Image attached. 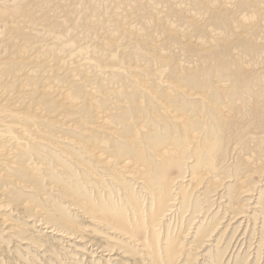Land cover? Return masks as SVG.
I'll return each instance as SVG.
<instances>
[{"label": "bare ground", "instance_id": "obj_1", "mask_svg": "<svg viewBox=\"0 0 264 264\" xmlns=\"http://www.w3.org/2000/svg\"><path fill=\"white\" fill-rule=\"evenodd\" d=\"M33 2L39 4L37 0H0V209L19 205L30 211L35 226H44L60 239L75 238L83 231L72 218V214L79 215L88 218L98 230H111L121 237L123 247H130L125 252L128 257L123 256L130 263L180 264L181 256L191 257L189 250H193L190 243H184L188 230L180 227L201 215L202 211L197 209L208 206L217 197L212 192L228 188L224 174L229 172L237 184V192L231 187L229 208L233 205L238 208L240 196L251 191L245 183L255 163L252 157L241 156L240 150L245 149L241 147L244 133L241 136V132L234 130L235 111H231L232 105L226 100V90H219L225 97L221 104L211 102L208 94L204 96L182 84L190 80L197 83L198 73H185L182 64L167 59L158 64L152 60L151 68L131 65V81L120 68H105L92 74L97 63L82 62L88 59L83 55L88 46L74 51L75 61L61 58V50L71 46L75 39H70L71 29L63 34L56 30L54 23H60L61 18L57 7L49 9L54 13V23L48 26L40 24L43 16L37 14ZM257 4L264 12L262 2ZM222 5L229 9L236 7L233 0H222ZM45 8L46 5L42 7ZM32 17L39 19L33 25L43 27L38 35L44 44L38 48H45L35 55H29L34 47L30 43L32 35L18 34L21 28H30L27 23ZM255 17L243 16L241 20L252 26L256 24ZM72 29L76 38L78 33H91H87L91 31L87 25L75 24ZM169 31L186 36L174 24ZM141 35L139 32L137 37ZM180 39L181 44L190 40ZM148 46L157 50L159 44L150 42ZM106 49L100 47V51ZM117 54L121 56L112 52L104 61L113 60L117 65ZM28 57L30 60L24 59ZM128 59L121 56L122 64ZM56 128L64 135L59 136ZM231 129L236 133L231 134ZM56 136L61 138L63 147L52 152L44 148L53 144L51 140ZM231 143L235 165L228 167L232 159L226 155ZM47 185L50 189L59 188V203L55 200L52 206H47L42 202ZM24 188L35 191L32 201H21L20 192ZM60 201L66 204L68 214ZM243 203L240 207L247 208ZM15 206L12 207L18 210ZM0 225H10L5 230L15 238L31 233L6 214H0ZM194 234L201 245L213 236L210 232ZM22 239L31 246L38 241ZM117 246L100 244L96 255L106 256L107 250L111 252Z\"/></svg>", "mask_w": 264, "mask_h": 264}, {"label": "rangeland", "instance_id": "obj_2", "mask_svg": "<svg viewBox=\"0 0 264 264\" xmlns=\"http://www.w3.org/2000/svg\"><path fill=\"white\" fill-rule=\"evenodd\" d=\"M37 1L39 4L33 3L37 7V14L43 16V18L41 17L43 22L41 20L40 24L43 23L50 26L54 23V13L52 14L49 9L56 6L57 13L61 17L60 23H54L56 30L63 34V32L71 29L69 32L70 39L71 41L75 40L71 46H65L61 50V58L75 61L74 51L79 50L82 45L88 46L87 52L83 54L88 59H83L82 62L97 63V69L93 70L92 74L100 73L105 68H120L127 72V79L131 81L132 74L129 73L131 65L137 63L142 67L151 68L154 66L153 61L158 64L162 59H167L172 61L173 64H182L185 73L195 72L196 75L198 73L197 83H193L190 80L183 81L182 84L204 96L208 94L211 102L221 104L225 97L221 95L219 90H226V100H229V104L232 105L231 111H235V114L233 113L236 119L234 130L241 132V136L244 133V137L242 136L241 138V147L244 146L247 150L241 149V156L252 157L251 159L255 163V166L247 174L245 183L248 186L247 189L251 191H249V194L240 196L239 204L236 203L238 208H235L234 205L229 208L228 201H231V195L229 194L232 193V190L237 192L235 189L237 184L231 178L232 176L229 172L224 174L228 176H225L224 182V184L228 185V188L224 190V187H221L216 191L210 189L215 191L212 193L217 195V197L212 199L213 201L211 200L212 202L208 206L197 209V211H202V213L195 217L193 222L183 223L180 227L181 230H188L189 233L185 237L184 243L185 245L190 243L192 245L191 249H193L189 250L191 257L181 256L180 264H264V94H262L264 91V12L261 5L257 4L261 1L262 5H264V0H233L234 6H236L234 9L223 6L222 0ZM45 5L46 8L43 10L42 7ZM243 16H256V24L252 26L243 24L241 20ZM36 21H39V19L32 17L27 23L30 28H21L20 33H18L19 35H32L30 43H34V47L31 46L29 55H35L45 49L44 47L38 48L41 44H44V42H41L42 36L38 35L43 32V27L40 24L33 25ZM151 23L154 28L151 27ZM75 24L90 27L91 31L87 32H91L90 35L78 33L79 36L77 38L73 37L77 34L73 33L74 30L72 29ZM173 24L186 36L180 37L174 31L170 32V26ZM37 28L41 30L36 31ZM56 30L52 29L53 32H56ZM139 32L142 35L137 37ZM72 34L74 35L72 36ZM86 36V39H80V37ZM180 38L190 40L185 44H181ZM79 39L81 41H78ZM157 41L159 44L157 50H153L148 46L150 42ZM100 47L107 49L106 51H100ZM109 52L111 54L112 52L120 53L121 56L129 59L122 64L121 56L117 54L119 63L114 65L115 61L113 60L111 63L104 61V58L109 57ZM99 54H101V57H98ZM149 56L154 59L150 58L149 60ZM24 59L30 60L29 57ZM199 76L205 81L199 79ZM114 79L115 81L118 80L117 78ZM205 85L211 86L213 90H208ZM117 87H120V83L117 84ZM214 90H217L220 95L218 99H216L217 93ZM237 123L240 126H237ZM58 130L56 128L55 132L59 136L64 135L58 133ZM234 130H230L231 134L232 132L236 133ZM242 130L244 131L242 132ZM59 136L51 140L53 144L46 145L44 148L55 151L54 148L59 150V148L63 147ZM248 142L249 144L246 146ZM232 144L234 143L228 146L229 151L226 155L229 156L228 158L232 157V153H230V150L234 148ZM39 157L42 156L39 155ZM231 159L228 167L235 165V158ZM257 161L258 163H256ZM21 191V201L23 199L32 201L30 199L31 195L35 193L33 189L24 188ZM45 192L46 194L43 197L45 200L42 202L47 206H52L55 200H58L59 203L61 195L58 187L50 189V186L47 185ZM241 202H245L243 204L247 205V208L240 207ZM60 203H63L68 214L69 211L66 208V204L61 201ZM12 206L0 209V214L10 216V219L15 224L26 226L28 231L31 230V233L22 235L21 239L15 238L5 230L10 225H0V247L2 248L0 264H135L130 263L129 260L123 257H128L125 252L126 248L130 249V247L129 245L126 248L123 247L124 240L121 237L115 236L110 232L111 230H98L94 223L93 225L90 223L88 218L72 214V218L83 231L76 234L75 238L60 239L61 237L52 235L48 229H43L44 226H35L33 219L29 216L30 211H24L19 205L15 206L18 207V210H15ZM223 212L226 213L222 214ZM205 216L207 219L204 221ZM190 218L189 216L187 219ZM237 227H240L239 230H237ZM199 231L203 234H209L210 232L213 236L209 240H205L204 244L201 245V243H198L199 238L197 239L194 234V232ZM47 234L49 237H47ZM139 236L143 239L146 238L144 234H139ZM22 238H33L32 240L35 242L38 241L36 246H31L30 242L26 243ZM47 238H51V240ZM93 240L100 243H96ZM39 241L40 245L42 243L41 246L38 244ZM100 244L118 246L111 252L106 249L108 255L98 256L96 255V250L99 251L98 247ZM25 245H27L26 248L24 247ZM121 247L123 248L120 249ZM131 248L134 247L132 246ZM61 249L63 250L60 251ZM190 251L194 254H191ZM96 257L99 258L100 262ZM135 257L136 260L140 261L138 256ZM187 259L188 261H186Z\"/></svg>", "mask_w": 264, "mask_h": 264}]
</instances>
